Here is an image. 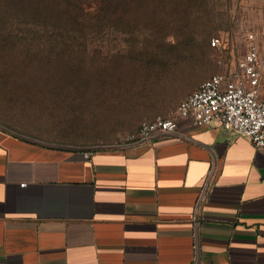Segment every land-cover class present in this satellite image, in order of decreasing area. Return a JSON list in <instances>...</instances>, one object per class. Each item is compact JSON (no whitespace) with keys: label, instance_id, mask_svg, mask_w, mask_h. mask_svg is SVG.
I'll return each instance as SVG.
<instances>
[{"label":"crops","instance_id":"crops-1","mask_svg":"<svg viewBox=\"0 0 264 264\" xmlns=\"http://www.w3.org/2000/svg\"><path fill=\"white\" fill-rule=\"evenodd\" d=\"M245 1L264 55V0ZM161 98L126 112L137 123L123 135L180 102ZM11 130L0 125V264H264V148L248 138L190 120L94 148Z\"/></svg>","mask_w":264,"mask_h":264},{"label":"rangeland","instance_id":"rangeland-1","mask_svg":"<svg viewBox=\"0 0 264 264\" xmlns=\"http://www.w3.org/2000/svg\"><path fill=\"white\" fill-rule=\"evenodd\" d=\"M47 5L88 16L26 17ZM257 20L245 0H0V124L52 145L119 143L137 123L126 112L236 65Z\"/></svg>","mask_w":264,"mask_h":264},{"label":"built area","instance_id":"built-area-1","mask_svg":"<svg viewBox=\"0 0 264 264\" xmlns=\"http://www.w3.org/2000/svg\"><path fill=\"white\" fill-rule=\"evenodd\" d=\"M211 42L221 48L220 38L213 37ZM263 86L264 55L254 35L236 65L211 75L182 98L169 116L143 121L136 132L125 136L120 143L147 141L159 134L175 133L180 130L182 120H190L198 127L216 124L264 148ZM90 154L85 152L86 157Z\"/></svg>","mask_w":264,"mask_h":264},{"label":"trees","instance_id":"trees-1","mask_svg":"<svg viewBox=\"0 0 264 264\" xmlns=\"http://www.w3.org/2000/svg\"><path fill=\"white\" fill-rule=\"evenodd\" d=\"M88 13L82 7L72 5H47L26 7V17L45 19H76L85 18Z\"/></svg>","mask_w":264,"mask_h":264},{"label":"water","instance_id":"water-1","mask_svg":"<svg viewBox=\"0 0 264 264\" xmlns=\"http://www.w3.org/2000/svg\"><path fill=\"white\" fill-rule=\"evenodd\" d=\"M1 125V124H0ZM3 126V125H2ZM3 127H6V126H3ZM7 128V127H6ZM11 130V129H10ZM11 131H13V130H11ZM13 132H15V131H13ZM15 133H17V134H19V135H22V136H25V137H28V138H31L30 136H27V135H24V134H21V133H18V132H15ZM31 139H34V138H31ZM36 140V139H35Z\"/></svg>","mask_w":264,"mask_h":264}]
</instances>
